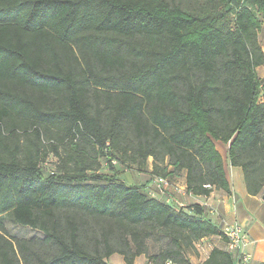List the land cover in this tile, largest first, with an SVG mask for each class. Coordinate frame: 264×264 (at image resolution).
<instances>
[{
	"label": "trees",
	"instance_id": "1",
	"mask_svg": "<svg viewBox=\"0 0 264 264\" xmlns=\"http://www.w3.org/2000/svg\"><path fill=\"white\" fill-rule=\"evenodd\" d=\"M193 1L0 0V264H134L154 233L168 239L155 264L227 244L204 205L99 173L102 157L139 170L152 157L157 176L186 170L188 193H231L220 141L264 195V0ZM7 214L44 237H10Z\"/></svg>",
	"mask_w": 264,
	"mask_h": 264
},
{
	"label": "crops",
	"instance_id": "2",
	"mask_svg": "<svg viewBox=\"0 0 264 264\" xmlns=\"http://www.w3.org/2000/svg\"><path fill=\"white\" fill-rule=\"evenodd\" d=\"M214 143L223 157L224 168L231 187V193L217 188H214L208 196L188 193L187 171L183 170L179 174L169 177L157 176L152 174V157L148 159V165L144 169L145 171L143 173L141 172L139 185H141L149 195L178 208L193 203H200L204 205L209 212V208L206 205L212 207L217 211V214L209 212V217L213 218L214 221H218L222 228V220L226 222H240L248 230L252 241L251 245L248 247L251 260L247 264L264 263V199L262 196H253L247 192L243 170L240 167L231 166L229 163L228 145L220 141H215ZM171 168L172 167H169V170ZM120 178L126 181L124 177ZM160 178L167 179L169 182L168 185H161L159 187L158 183ZM200 243L201 246H197L195 252L189 253L191 264L203 263L214 248L227 249L225 241L219 236L204 238ZM117 256L116 254L112 255L109 258V263L112 264V259L115 258L116 264H125L123 257L121 255ZM134 264H138V261L135 260ZM143 264L155 263L151 262L149 259ZM165 264L175 263L168 261Z\"/></svg>",
	"mask_w": 264,
	"mask_h": 264
},
{
	"label": "rangeland",
	"instance_id": "3",
	"mask_svg": "<svg viewBox=\"0 0 264 264\" xmlns=\"http://www.w3.org/2000/svg\"><path fill=\"white\" fill-rule=\"evenodd\" d=\"M191 2L193 5L194 1L193 0H186ZM185 2V0H184ZM259 42L263 44V37L262 34L259 33ZM264 50V46H263ZM257 74L259 79L264 80V64L258 67L257 69ZM260 99L264 101V90L261 91L260 94ZM45 146H48L47 140H45ZM58 158L53 155L52 153L49 154L47 157L46 162L43 164V171L45 173H49L52 170H56L58 166ZM100 167H99V173H108V174H116V176L119 177H124L125 180L129 184H140V178L141 177V172L143 173L145 170L141 169L139 170L136 166L131 164L129 167L127 165H123L120 163L118 160H113L112 161V166L106 159V157L100 158ZM4 224L8 230L9 236L10 237H15V238H26V239H31V238H43L44 235L41 232H38L36 230H33L32 228L21 226L18 224H15L12 221L11 215L7 214L4 216ZM168 243V239L166 237H162L161 235L154 233L148 238V246H149V254H154L157 253L160 248L164 247ZM149 254H142L141 256H138L136 260L138 261V264H143L146 261H148ZM119 256V254H116ZM117 256V257H118ZM112 264H116L115 258L112 259Z\"/></svg>",
	"mask_w": 264,
	"mask_h": 264
},
{
	"label": "built area",
	"instance_id": "4",
	"mask_svg": "<svg viewBox=\"0 0 264 264\" xmlns=\"http://www.w3.org/2000/svg\"><path fill=\"white\" fill-rule=\"evenodd\" d=\"M168 183L169 182L167 179L160 178L158 186L160 187L161 185H168ZM204 187L207 189H214L211 184H205ZM206 206L209 208L210 213L217 214L215 209L209 207L208 205ZM222 222V229L227 240V250L237 256V264H247L251 260V254L248 252V247L252 243L248 230L238 221L226 222L222 220ZM197 246H201V243L199 242Z\"/></svg>",
	"mask_w": 264,
	"mask_h": 264
},
{
	"label": "water",
	"instance_id": "5",
	"mask_svg": "<svg viewBox=\"0 0 264 264\" xmlns=\"http://www.w3.org/2000/svg\"><path fill=\"white\" fill-rule=\"evenodd\" d=\"M262 198L264 199V195L262 196Z\"/></svg>",
	"mask_w": 264,
	"mask_h": 264
}]
</instances>
